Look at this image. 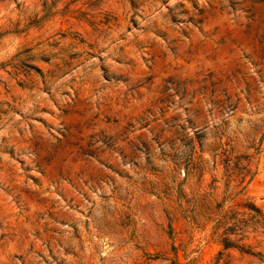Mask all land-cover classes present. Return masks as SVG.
Here are the masks:
<instances>
[{
    "label": "rangeland",
    "instance_id": "obj_1",
    "mask_svg": "<svg viewBox=\"0 0 264 264\" xmlns=\"http://www.w3.org/2000/svg\"><path fill=\"white\" fill-rule=\"evenodd\" d=\"M0 264H264V0H0Z\"/></svg>",
    "mask_w": 264,
    "mask_h": 264
}]
</instances>
